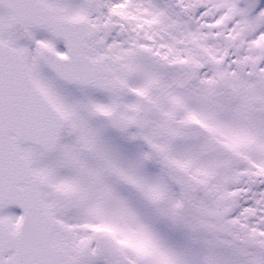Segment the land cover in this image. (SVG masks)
<instances>
[{"label":"snow or ice","instance_id":"1","mask_svg":"<svg viewBox=\"0 0 264 264\" xmlns=\"http://www.w3.org/2000/svg\"><path fill=\"white\" fill-rule=\"evenodd\" d=\"M0 264H264V0H0Z\"/></svg>","mask_w":264,"mask_h":264}]
</instances>
